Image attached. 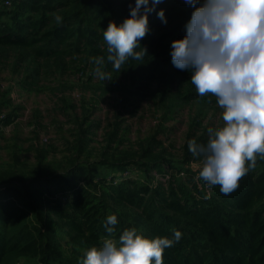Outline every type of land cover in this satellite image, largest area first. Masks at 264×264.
Instances as JSON below:
<instances>
[{
    "label": "trees",
    "instance_id": "16d2710c",
    "mask_svg": "<svg viewBox=\"0 0 264 264\" xmlns=\"http://www.w3.org/2000/svg\"><path fill=\"white\" fill-rule=\"evenodd\" d=\"M134 2L0 0V68L11 69L22 90L63 92L74 87L65 79L73 72L92 89L78 111L60 97L73 125L61 156H50L58 147L48 142L14 145L8 159L0 156V264H79L85 249L132 226L149 236L181 230V239L165 249L163 264H264V159L225 195L199 178V157L188 150V139L207 140L206 129L215 122L205 119L220 109L214 96L209 102L196 92L191 70L172 63L171 41L184 35L192 6L162 0L157 10L165 9L167 23L150 13V30L141 39L145 61L130 59L119 72L105 59L102 70L112 77L105 81L95 72L93 58L107 55L102 29L110 20L121 23ZM115 91L120 111L98 141V101ZM138 96L152 100L157 123L150 134L131 139L124 115L136 114ZM12 105L11 97L0 98V128L19 117L21 105L4 112ZM186 108L188 129L178 147L167 142L168 122ZM33 132L37 139L38 129ZM31 146L33 163L21 155ZM113 212L119 222L108 233L104 222Z\"/></svg>",
    "mask_w": 264,
    "mask_h": 264
},
{
    "label": "clouds",
    "instance_id": "9594fccd",
    "mask_svg": "<svg viewBox=\"0 0 264 264\" xmlns=\"http://www.w3.org/2000/svg\"><path fill=\"white\" fill-rule=\"evenodd\" d=\"M192 6L182 37L171 41L175 67L191 70L190 80L200 97H212L221 109L214 126L207 127V140H187L188 150L199 157L198 176L208 188L219 185L228 195L240 179L264 159V0H184ZM162 0H135L121 23L110 20L102 29L106 57H94L95 72L112 79L102 70L105 59L112 68L130 59L143 63L147 56L141 39L148 33L149 15L156 12L167 23ZM57 20L61 18L56 17ZM116 212L107 215L104 227L113 233ZM182 237L146 235L140 228H125L118 238L108 236L99 246L85 249L79 264H163L164 251Z\"/></svg>",
    "mask_w": 264,
    "mask_h": 264
},
{
    "label": "rangeland",
    "instance_id": "374dc122",
    "mask_svg": "<svg viewBox=\"0 0 264 264\" xmlns=\"http://www.w3.org/2000/svg\"><path fill=\"white\" fill-rule=\"evenodd\" d=\"M15 75L11 69L0 68V86H4V90H0V98L5 95L11 97L13 100L12 106H6L4 112L12 111L15 106L21 105L19 110V117L16 121L4 128H0L3 135L0 136V156L8 159L12 151L19 145L22 148L29 147L32 143L38 145L36 142L53 143L58 147L57 151H53L50 156H61L64 153L63 145L66 139H72V126L69 116L65 110L62 109V102L60 97L66 96L77 105L80 104L82 98L90 99L92 89L82 86L78 81L79 73H70L66 75L65 79L74 84V87L65 89L63 92L43 86L41 89L32 91L22 90L19 83L14 78ZM80 78V77H79ZM98 79L97 74H93L92 80ZM83 81V79H80ZM52 78L49 79L47 85L50 86ZM13 84V86H11ZM118 93L110 92L105 96L104 100L98 101V108L95 111L96 117L101 121V126L97 128L96 140L102 141L104 137V129L108 120H113L116 112L120 111L117 104ZM138 103V111L135 115L125 113V124L128 126L127 136L131 139L145 137L150 134L157 123V110L153 105L152 100L145 97H136ZM221 109L215 111L212 109L205 121L217 122ZM188 109H184L182 114L168 123L172 125V130L169 133V139L180 146L184 141L187 124ZM41 122L37 123L36 122ZM33 123V124H32ZM38 124V125H36ZM36 125V126H35ZM38 129V138L33 139L34 130ZM74 133V132H73ZM37 137V136H36ZM9 146V147H8ZM22 158L27 162L33 163L35 160V149L31 146L29 150H21ZM105 173V169L102 171Z\"/></svg>",
    "mask_w": 264,
    "mask_h": 264
}]
</instances>
